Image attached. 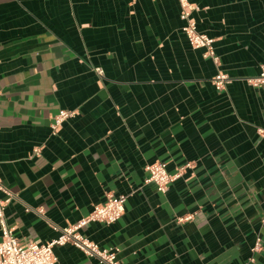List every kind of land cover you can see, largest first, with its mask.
Returning a JSON list of instances; mask_svg holds the SVG:
<instances>
[{"label":"crops","instance_id":"0c3cea01","mask_svg":"<svg viewBox=\"0 0 264 264\" xmlns=\"http://www.w3.org/2000/svg\"><path fill=\"white\" fill-rule=\"evenodd\" d=\"M190 3L218 66L187 42L178 0H0V181L20 242L48 244L124 195L117 222L79 231L121 264H264V86L251 84L264 0ZM61 111L75 116L53 134ZM155 163L189 167L161 194L146 182Z\"/></svg>","mask_w":264,"mask_h":264},{"label":"built area","instance_id":"2783aa9c","mask_svg":"<svg viewBox=\"0 0 264 264\" xmlns=\"http://www.w3.org/2000/svg\"><path fill=\"white\" fill-rule=\"evenodd\" d=\"M180 6V20L183 21L182 32L187 42L194 50H203L204 58L211 59L216 66L219 65V59L215 55L213 44L214 40L197 31L196 23L191 18L193 5L190 0H178ZM98 77L102 76L100 68L95 69ZM228 83V77L221 71H218L212 80V84L217 91L225 89ZM252 86H264V63L260 66V75L251 82ZM75 116V112L61 111L52 120L51 130L55 134L62 126L63 122ZM39 153L38 149L34 154ZM185 165L177 170L175 174H169L166 166L162 163H155L146 167L148 178L146 182L155 184L157 191L165 194L169 186L180 179L186 168ZM0 192L5 194L8 199L0 200V264H55L56 259L53 253L55 247L71 245L81 251L89 258L96 259L99 264H121L117 260V252L113 249L101 248L97 244L83 237L79 231L90 223H100L106 226L117 222L124 214V205L127 197L124 195L114 196L107 194L102 204L95 205L87 218L82 219L74 226L65 228L59 232L57 238L45 245L35 244L33 242H20L13 234L5 219V209L11 194L4 188L0 181ZM190 216L180 218L179 223L187 222ZM261 250V241L257 239L252 248V253H258ZM250 262H252L250 260Z\"/></svg>","mask_w":264,"mask_h":264}]
</instances>
